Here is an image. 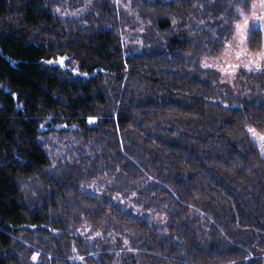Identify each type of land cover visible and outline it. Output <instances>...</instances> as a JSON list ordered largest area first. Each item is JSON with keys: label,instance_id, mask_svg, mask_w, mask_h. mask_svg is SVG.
<instances>
[{"label": "trees", "instance_id": "16d2710c", "mask_svg": "<svg viewBox=\"0 0 264 264\" xmlns=\"http://www.w3.org/2000/svg\"><path fill=\"white\" fill-rule=\"evenodd\" d=\"M253 1L0 0V264H264Z\"/></svg>", "mask_w": 264, "mask_h": 264}, {"label": "rangeland", "instance_id": "374dc122", "mask_svg": "<svg viewBox=\"0 0 264 264\" xmlns=\"http://www.w3.org/2000/svg\"><path fill=\"white\" fill-rule=\"evenodd\" d=\"M239 12L233 39L220 55L205 60L206 65L220 70L228 82H232L241 70L256 71L264 68V41L263 47L258 51H253L249 47L253 30H262L264 36V0H254L250 10ZM249 133L251 140L264 157V131L249 128Z\"/></svg>", "mask_w": 264, "mask_h": 264}]
</instances>
